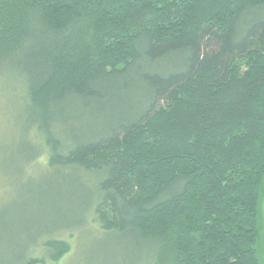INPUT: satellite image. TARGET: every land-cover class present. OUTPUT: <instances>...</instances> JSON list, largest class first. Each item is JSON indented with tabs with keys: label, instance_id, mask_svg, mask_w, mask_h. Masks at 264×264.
I'll return each mask as SVG.
<instances>
[{
	"label": "trees",
	"instance_id": "1",
	"mask_svg": "<svg viewBox=\"0 0 264 264\" xmlns=\"http://www.w3.org/2000/svg\"><path fill=\"white\" fill-rule=\"evenodd\" d=\"M0 79L32 163L94 186L88 226L148 264H264V0H0ZM39 242L15 264L71 250Z\"/></svg>",
	"mask_w": 264,
	"mask_h": 264
},
{
	"label": "rangeland",
	"instance_id": "2",
	"mask_svg": "<svg viewBox=\"0 0 264 264\" xmlns=\"http://www.w3.org/2000/svg\"><path fill=\"white\" fill-rule=\"evenodd\" d=\"M30 136L15 86L0 79V264H15L28 254L42 256L39 240L56 237L68 241L71 250L45 264H148L127 239L85 223L94 186L71 181V192L61 181L57 187L55 174L32 163ZM261 212L264 221V195ZM261 249L264 261V231Z\"/></svg>",
	"mask_w": 264,
	"mask_h": 264
}]
</instances>
